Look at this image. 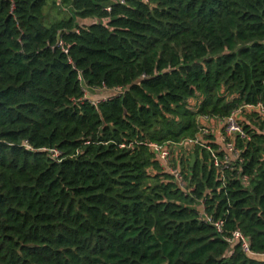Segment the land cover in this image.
<instances>
[{
	"label": "trees",
	"instance_id": "trees-1",
	"mask_svg": "<svg viewBox=\"0 0 264 264\" xmlns=\"http://www.w3.org/2000/svg\"><path fill=\"white\" fill-rule=\"evenodd\" d=\"M50 1L0 0V264H264V0Z\"/></svg>",
	"mask_w": 264,
	"mask_h": 264
},
{
	"label": "built area",
	"instance_id": "built-area-1",
	"mask_svg": "<svg viewBox=\"0 0 264 264\" xmlns=\"http://www.w3.org/2000/svg\"><path fill=\"white\" fill-rule=\"evenodd\" d=\"M123 3V1H122ZM247 109L249 110H260L261 107H257V108H253V107H247ZM241 112V110L237 111L236 113L232 114V116L224 119V120H212L209 118H202L201 119V134L199 135L198 138H196L195 140H188L182 144H180V147H184V148H191L193 146L196 145H200L202 147H204L205 149H207L208 151L211 152L212 157L214 158V163L216 167H221V163L219 161V159L216 157V154L213 150H211V147L206 146V142L202 141V137L205 135L210 134L209 131L203 126V123L205 122H212V121H218L217 123H223L226 122H235L234 126H232L229 130H227V128L225 127V129L221 130V134L220 136H222V134H224V136H226V138H224V144L220 145L221 147L224 148V150L231 156H238V153L234 147L233 144V138L237 135H240L242 139H247L246 134L243 132L241 126L239 125L238 121H237V115ZM223 140V138H221ZM217 143V141H216ZM218 144V143H217ZM148 147L150 148V150L157 156L161 166L163 167L164 170L168 171L171 175L174 176V178L176 179L178 185L185 189L186 187V183L184 181V178L181 174V172L179 171V169L174 168L173 166V158H172V152H171V148L167 145H157V144H149ZM54 156L56 158L59 157V153L57 151H52ZM229 156V157H230ZM226 162L229 160L227 157L225 158ZM205 219L207 222L212 223L217 231L219 233H222L223 230V222L219 221V222H214L210 217L205 216ZM230 243H235V242H241L242 243V247L243 250L246 253H250L251 254V250L249 247V244L246 240V238L241 234V232L236 231L233 233L232 237L228 240Z\"/></svg>",
	"mask_w": 264,
	"mask_h": 264
},
{
	"label": "rangeland",
	"instance_id": "rangeland-1",
	"mask_svg": "<svg viewBox=\"0 0 264 264\" xmlns=\"http://www.w3.org/2000/svg\"><path fill=\"white\" fill-rule=\"evenodd\" d=\"M53 1H56V0H51L50 4H49V6H48V8L46 10V16H47V19L49 21H57V20H60V19H63V18H67L71 14L67 9L55 8L52 5ZM80 23L81 24H88L89 22H82L81 21ZM103 96H105V95L103 93H100L99 91L88 92L87 93V97L89 99H91L92 101H94V102H97L98 100L103 98ZM217 122L218 121L205 122V123H203V126L209 131V133H212L213 135L216 136V141H217V143L219 145H223L224 144L223 143L224 142V138H226V136H224V134H222V136H220L221 130L225 129V127L227 128V130H229L232 126H234L235 122H229L227 124H226V122H223V123H217ZM221 138H223V140ZM170 150L172 152V158L176 159L178 157V149L173 148V149H170Z\"/></svg>",
	"mask_w": 264,
	"mask_h": 264
},
{
	"label": "water",
	"instance_id": "water-1",
	"mask_svg": "<svg viewBox=\"0 0 264 264\" xmlns=\"http://www.w3.org/2000/svg\"><path fill=\"white\" fill-rule=\"evenodd\" d=\"M195 162H196V156L195 154H193L192 159H191V165L194 166Z\"/></svg>",
	"mask_w": 264,
	"mask_h": 264
},
{
	"label": "crops",
	"instance_id": "crops-1",
	"mask_svg": "<svg viewBox=\"0 0 264 264\" xmlns=\"http://www.w3.org/2000/svg\"><path fill=\"white\" fill-rule=\"evenodd\" d=\"M217 133V132H216ZM218 136V135H217Z\"/></svg>",
	"mask_w": 264,
	"mask_h": 264
}]
</instances>
